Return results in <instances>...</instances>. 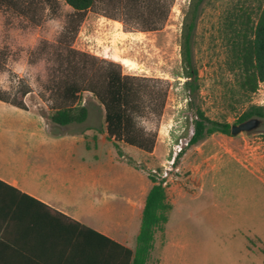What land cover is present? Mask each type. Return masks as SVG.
<instances>
[{
    "label": "rangeland",
    "instance_id": "1",
    "mask_svg": "<svg viewBox=\"0 0 264 264\" xmlns=\"http://www.w3.org/2000/svg\"><path fill=\"white\" fill-rule=\"evenodd\" d=\"M190 1L161 0L171 5L167 21L161 24L155 17L157 29L145 30L144 14L154 0H95L70 47L59 44L73 12L65 0L1 4L0 52L6 66L0 69V86L45 115L53 132L90 129L93 139L94 130L99 135L105 131V110L89 90H81L75 102L76 110L88 109L83 122L59 126L51 121L68 83L84 86L110 66L120 67L125 74L160 79L157 88L167 89L162 116L157 118L155 108L146 107L138 118L140 127L157 135L153 152L125 145L122 153L143 171V184L150 189V175L164 181L174 141H188L176 158L179 171L165 186L172 209L165 230L156 233L148 264H264V118L252 131L217 132L190 143L194 106L231 125L239 124L250 104L264 106V81L250 96L241 89L235 50L240 21L257 20L264 0L204 1L194 38L200 89L193 105L181 47ZM124 58L134 67L123 65ZM25 89L29 92L23 97ZM109 147L114 149L112 144H102L101 159H106ZM138 184L134 180V190ZM95 221L114 224L100 213ZM140 225L141 218L133 222L131 247H136ZM114 228L113 236L121 239L125 227Z\"/></svg>",
    "mask_w": 264,
    "mask_h": 264
},
{
    "label": "crops",
    "instance_id": "2",
    "mask_svg": "<svg viewBox=\"0 0 264 264\" xmlns=\"http://www.w3.org/2000/svg\"><path fill=\"white\" fill-rule=\"evenodd\" d=\"M89 130L54 134L42 113L0 100V264H95L77 223L135 249L131 228L150 189L106 131L91 139ZM107 143L114 149L101 159ZM98 213L114 224L95 221Z\"/></svg>",
    "mask_w": 264,
    "mask_h": 264
},
{
    "label": "trees",
    "instance_id": "3",
    "mask_svg": "<svg viewBox=\"0 0 264 264\" xmlns=\"http://www.w3.org/2000/svg\"><path fill=\"white\" fill-rule=\"evenodd\" d=\"M204 1L191 0L183 22L181 47L187 77L185 84L189 91L191 105L200 89V73L194 57V38ZM65 2L73 8V12L66 21L59 37V44H66L70 47L86 12L93 7L95 0H65ZM154 2L149 13L144 14L145 30L157 29L154 18L156 17L159 23L164 24L170 13L171 5L168 2L161 3V0H154ZM4 3L13 4L14 0H0V5ZM235 50L240 87L246 95L250 96L264 81V6L257 20L250 21V17H247L240 21ZM5 66L6 63L0 52V69H4ZM158 82L161 80L125 74L120 67L110 66L102 76L95 74L84 86L76 82L68 83L63 89V103L51 115V121L59 126L83 122L87 118L88 109L83 106L76 110L75 102L81 90H89L103 105L107 138L114 142L121 154V142L146 152H153L157 135L155 132L140 127L138 118L144 113L146 107L155 108L154 114L157 118L162 116L167 99V89H158ZM28 92V89L22 90V96L24 97ZM0 100L23 109L28 108L23 98H12L11 93L1 86ZM193 109L196 118L193 122L191 144H197L217 132L232 134V125L229 122L210 118L200 106H194ZM254 117L264 118V106L250 104L241 114L238 122L241 123ZM149 177L153 184L146 197L135 249L122 246L104 234L77 223L78 227L85 231L83 232L85 251L90 249L99 254V260L95 264H148L154 248L156 233L165 230V225L169 220L168 213L172 209L162 182L153 175Z\"/></svg>",
    "mask_w": 264,
    "mask_h": 264
},
{
    "label": "built area",
    "instance_id": "4",
    "mask_svg": "<svg viewBox=\"0 0 264 264\" xmlns=\"http://www.w3.org/2000/svg\"><path fill=\"white\" fill-rule=\"evenodd\" d=\"M188 145V141H185L183 138H180L178 141H174L172 144V158L168 159V165L165 166L163 172V186L165 187L168 182L172 179V174L179 171V167L175 164L176 158L183 153L185 147Z\"/></svg>",
    "mask_w": 264,
    "mask_h": 264
},
{
    "label": "water",
    "instance_id": "5",
    "mask_svg": "<svg viewBox=\"0 0 264 264\" xmlns=\"http://www.w3.org/2000/svg\"><path fill=\"white\" fill-rule=\"evenodd\" d=\"M260 123H261L260 118L254 117L246 121H243L239 124H234L232 125V134L236 135L243 131H247V132L252 131L256 129L260 125Z\"/></svg>",
    "mask_w": 264,
    "mask_h": 264
},
{
    "label": "bare ground",
    "instance_id": "6",
    "mask_svg": "<svg viewBox=\"0 0 264 264\" xmlns=\"http://www.w3.org/2000/svg\"><path fill=\"white\" fill-rule=\"evenodd\" d=\"M121 63L125 66L134 67V64L129 59L126 58L122 59Z\"/></svg>",
    "mask_w": 264,
    "mask_h": 264
},
{
    "label": "clouds",
    "instance_id": "7",
    "mask_svg": "<svg viewBox=\"0 0 264 264\" xmlns=\"http://www.w3.org/2000/svg\"><path fill=\"white\" fill-rule=\"evenodd\" d=\"M52 23H56V22L53 21ZM57 27H58V25H57Z\"/></svg>",
    "mask_w": 264,
    "mask_h": 264
}]
</instances>
